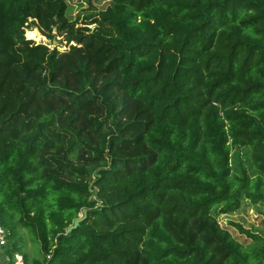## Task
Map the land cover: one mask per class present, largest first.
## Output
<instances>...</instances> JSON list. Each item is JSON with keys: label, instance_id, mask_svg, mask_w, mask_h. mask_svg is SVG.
I'll use <instances>...</instances> for the list:
<instances>
[{"label": "trees", "instance_id": "obj_1", "mask_svg": "<svg viewBox=\"0 0 264 264\" xmlns=\"http://www.w3.org/2000/svg\"><path fill=\"white\" fill-rule=\"evenodd\" d=\"M87 2L0 0L12 250L21 227L26 264H264L218 221L264 205V0Z\"/></svg>", "mask_w": 264, "mask_h": 264}, {"label": "rangeland", "instance_id": "obj_2", "mask_svg": "<svg viewBox=\"0 0 264 264\" xmlns=\"http://www.w3.org/2000/svg\"><path fill=\"white\" fill-rule=\"evenodd\" d=\"M71 1L74 3L76 7L79 5L78 3H81L83 5L82 7L83 9H89V3L87 2V0H71ZM92 3L95 5L94 0ZM58 40H60V38H58ZM34 41L37 43H39L40 41H44V44L48 45L52 49L58 46L57 41L55 43L54 42L51 43L49 40L45 38L39 37L38 41L37 40ZM64 46L65 45H63L60 48L61 51L68 49ZM242 164L248 169V175L250 179H253L257 175H259L258 172H256L252 167V164L250 162V150L248 148L234 149L232 151L231 165L233 172L235 174L238 175L240 174ZM217 210L219 211V208ZM82 215L83 214L81 213L80 217ZM218 221L222 227L228 229L232 233L233 237L248 250L258 247L260 245V242L255 241L248 234L242 233L239 227H241L244 231H248L251 234L256 235L257 237H260L261 239L264 240V205L261 204L254 205L249 201H244L242 208L238 212L230 215L218 216ZM4 228L9 230L6 227ZM18 234L19 237L17 240H19V246L21 247L24 255H27L29 257V260H32L34 258H39L40 246L33 239L31 234L27 230H24L21 227H18ZM10 243L11 245L16 244V239L10 238Z\"/></svg>", "mask_w": 264, "mask_h": 264}, {"label": "built area", "instance_id": "obj_3", "mask_svg": "<svg viewBox=\"0 0 264 264\" xmlns=\"http://www.w3.org/2000/svg\"><path fill=\"white\" fill-rule=\"evenodd\" d=\"M11 233L0 224V264H26L21 252L12 250Z\"/></svg>", "mask_w": 264, "mask_h": 264}, {"label": "water", "instance_id": "obj_4", "mask_svg": "<svg viewBox=\"0 0 264 264\" xmlns=\"http://www.w3.org/2000/svg\"><path fill=\"white\" fill-rule=\"evenodd\" d=\"M39 43L44 44V41H40ZM86 217H87V210H84L83 215L74 221L73 225L69 227L68 232H72L74 229H76L80 225V223H82L85 220Z\"/></svg>", "mask_w": 264, "mask_h": 264}]
</instances>
